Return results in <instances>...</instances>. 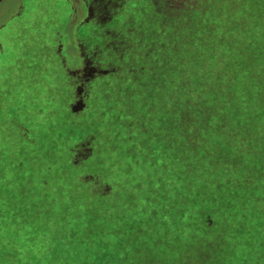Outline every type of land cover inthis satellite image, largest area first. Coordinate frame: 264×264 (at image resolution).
Returning a JSON list of instances; mask_svg holds the SVG:
<instances>
[{"label": "trees", "instance_id": "16d2710c", "mask_svg": "<svg viewBox=\"0 0 264 264\" xmlns=\"http://www.w3.org/2000/svg\"><path fill=\"white\" fill-rule=\"evenodd\" d=\"M215 1L225 12L233 1L240 2L242 11L250 12L249 20L256 17L261 22L252 26L240 19L236 23L233 9L232 16L215 23L210 13L186 23L191 11L174 13L173 24L167 21L162 25L164 32H157L158 37L164 34L163 41L156 38L148 67L132 74L145 79L135 84L142 88L137 87L138 94L146 92L151 128L137 133L127 127L121 130L119 124L111 128L106 140L111 138V153L107 154L106 148L97 146L104 124L87 126L94 110L83 111L77 129H71L66 138L93 139L92 154L82 171L65 158L70 147L66 155L62 146H55L46 153L30 152H39V163L45 165L38 177L26 157L27 141L12 145V150L6 147L7 134L0 131V264H199L204 261L199 258L227 253L223 222H229L230 181L250 187L246 176L235 175L241 170L246 173L248 164L263 165L257 173L264 178V116L260 112L264 107V0L263 4L205 0L203 11L214 9ZM217 25L224 27L218 30ZM235 28L246 32L236 31L234 38L230 31ZM101 115L96 119L107 120ZM217 121L222 124L215 127ZM196 155L199 160L194 159ZM204 158L214 163L208 174L211 183L203 177ZM120 162L126 164L129 179L107 181L113 174L122 175ZM82 174L104 179L111 191L93 197L89 181L79 179ZM45 175L53 177L60 195L72 199L67 195L82 186L91 199L104 203L90 207L84 204L88 196L80 202L72 199L64 207L50 201L46 189L50 178ZM66 177L73 180L72 185L66 184ZM203 188L210 191L201 193ZM254 188L264 195L263 183ZM137 190L142 195L135 198ZM220 199L226 204L212 206ZM74 205L79 207L75 210ZM253 213L258 224L244 236L251 243L250 255L238 254L230 264H264V209ZM243 215L249 223L250 211ZM213 229L216 235L210 234ZM207 240H215V246L204 250Z\"/></svg>", "mask_w": 264, "mask_h": 264}, {"label": "rangeland", "instance_id": "374dc122", "mask_svg": "<svg viewBox=\"0 0 264 264\" xmlns=\"http://www.w3.org/2000/svg\"><path fill=\"white\" fill-rule=\"evenodd\" d=\"M122 1H124V4L117 9L115 16H112L114 18L109 21V27L106 26L107 34L104 32L105 28L102 30L99 26L97 16L93 14L90 15L85 24L77 27L75 36L81 49L85 47V37L87 35L93 38L90 40L92 43L94 42L96 51L102 50L106 46L105 51L111 61L105 68L100 69L101 72L99 70L100 73L97 72V68L94 69L92 63L86 62L84 67L89 73V78L80 84L76 75L78 69L72 65L73 63H67L60 51L66 67L58 66L57 60L61 56L54 51L55 47L53 51L49 48L52 44L57 43L56 31L59 32V20L62 15L71 10L69 2L65 0H18L10 10H16L12 15L11 22L8 21L0 26V131L7 134L6 147L11 146L10 149L12 150H15L12 145L27 141L26 143L30 148L25 150L26 157L31 159V172L33 171L38 177L43 174L45 165L39 163V152L35 155L30 152L35 153L37 150H41V152L46 153V149L49 150L55 146H62L65 154L67 147H70L68 156H65V158H68L69 163L78 171L85 169V163L92 154L93 139L86 137L76 142L66 141V138L70 135L69 132H72L71 129H77L76 121L83 111L94 110L86 119L87 126L92 128L96 123L104 124L101 130L102 133L98 136L97 146L101 145L104 149L106 148L105 152L107 154L111 153V150H108V147H111V138L106 141L108 131L111 128L114 129L119 124L121 130H125L127 127V131L134 130L135 133L151 128V121L146 114L148 112L146 110L147 103L144 102L148 101L145 95L146 92H139L138 94L137 87L139 86L136 85L137 82H145V79L134 78L132 74L138 69L148 67L147 57L154 50V47H157L156 38L163 41L161 38L164 37V34L158 37L157 32L159 29L162 30V33L164 32L166 28L162 25H165V22L170 21L173 24L171 18L177 12V5H179L178 14L184 11L188 15L191 11L185 23L188 22V19L191 22L205 19L207 13H210L212 22L215 23L217 20L223 22L228 15H233L232 9L234 10V21L236 23L242 22L238 21L240 19L247 22L250 13L242 11L240 2L234 1L228 7L231 9L226 12L224 6L216 1L214 9L209 11H203L205 0H188L189 2H184V4V0H177L176 4L166 3L165 0ZM207 1L209 2V0ZM254 1L263 4V0ZM194 6L196 8L192 9ZM26 22H30L32 25L29 36H26V33L20 40L11 41L14 34H17L16 30ZM260 22L261 20L258 18L251 17L247 23L254 26L259 25ZM190 25H188L186 32L190 31ZM38 26H41L45 31H35L34 28ZM223 27L217 25L218 30H222ZM240 27L241 25H238V28ZM258 28L260 29V27ZM203 31L204 28L201 29V32ZM236 31L239 32V35L246 32L235 28L233 32L230 31L234 34V38L237 35ZM213 38L215 37L213 36ZM88 45L90 44L88 43ZM81 56L83 58V55ZM70 70L77 87L74 84L75 82L72 81L73 77H69ZM75 87H79V91L74 90ZM260 112L264 116V107L263 111ZM98 113H102L101 116L107 120H97ZM118 115L120 117H117ZM221 124L217 121L215 127ZM124 147L123 143V149ZM23 148L25 149L26 146ZM201 151H199L200 154ZM199 155H196L194 159L197 160ZM43 158L45 159L44 156ZM213 164V162L203 159L202 172L205 183H211L208 174ZM121 166L123 168L122 175L116 176L113 174L107 181L112 179L124 180L126 177L129 179V176H126V164L120 162L119 167ZM261 166L263 165L248 164L246 173H243L242 170L235 173L237 178L246 176V179L249 180L248 184H251L250 187H247L246 184L235 183L230 179L229 190L231 195L227 194L229 197L227 204L231 210L229 211V222H223L227 234V243L223 245V249L228 254L213 253L212 258H199V260H204L199 264H230L231 259L238 254L249 253L250 255L251 243L249 244L244 236L249 229L251 230L255 224H258L253 210L264 209V195L262 193L257 194V190L254 188L255 184H264V178L257 173L258 168ZM205 168H207V172H205ZM48 178H50L46 185L49 192L48 200L59 203L63 207L68 203H73L70 201L72 199L80 202L88 196L86 193L88 190L82 186L74 188L70 195H67L72 199L67 198L64 194L60 195V189L52 184L51 179L53 177L45 175V179ZM67 179L69 180V178ZM79 179L86 184L89 181L93 197L98 196L94 193L105 196L112 189L109 183L104 182V179L98 176L93 178L88 174H82L79 175ZM72 181V179L66 181V184L72 185ZM213 183L217 184V181L214 180ZM259 187L263 189V186L259 185ZM201 190L203 191L201 193L210 191L206 188ZM113 191L116 192V190ZM215 194L218 197L219 192ZM140 195H142L140 190L133 194L135 198ZM258 195H262L263 198ZM101 203H104V200L98 198L93 200L88 196L84 204L92 207L97 204L99 206ZM221 204H226L223 199H220L219 202L215 201L212 206ZM75 207L78 208L79 206L74 205V209ZM246 209L251 213L249 223L243 217V212ZM216 233L217 230L213 229L210 234L216 235ZM214 246L215 240L213 242L207 240L202 244L204 250L211 249ZM225 254L227 256H224Z\"/></svg>", "mask_w": 264, "mask_h": 264}, {"label": "flooded vegetation", "instance_id": "af4514ba", "mask_svg": "<svg viewBox=\"0 0 264 264\" xmlns=\"http://www.w3.org/2000/svg\"><path fill=\"white\" fill-rule=\"evenodd\" d=\"M69 2V7H71V10L67 13L61 16L59 20V32H57V43L52 44L49 48L51 51L54 50L55 52L63 57H65L67 63H73L72 65L78 69L77 80L80 83L85 82L89 78V73L87 72L86 68L84 67V64L86 62L92 63L94 66V69L97 68V72L101 68H105L107 65L111 63L110 58L107 57L106 54V46L102 50L96 51V46L94 42L92 43L90 39H93L86 35L85 37V47L81 49L80 43L77 42V38L75 36V31L77 27L80 25H83L86 23V21L89 19L90 15L97 16V22L99 26L102 28H105V34L106 33V26L109 27V21L113 19L115 16V13L117 12V9L124 4V1L122 0H65ZM164 1V0H163ZM18 0H1L0 2V26L5 24L6 22L10 21L12 18V15L16 12V10L10 11L14 6L15 3H17ZM166 3H175L177 0H165ZM188 3V0H184L183 4ZM63 10V8H62ZM177 12L179 11V5L176 6ZM10 11V12H9ZM107 22L105 23V21ZM11 22V21H10ZM111 25V24H110ZM31 23H23L17 30V34H14L11 41L14 40H20L21 37H23L24 34L27 33L26 36H29V31L31 30ZM35 31L42 30L45 31L41 26L35 27ZM101 30V31H102ZM85 36V35H82ZM88 43L90 45H88ZM47 47V46H46ZM84 51V53H83ZM97 52V54H96ZM60 55V56H61ZM83 55V58L82 56ZM61 56V58H58L57 64L60 67H66V63H64V59ZM95 62H98L97 64ZM64 65V66H63ZM91 65V66H92ZM83 67V68H82ZM68 68V67H67ZM85 68V69H84ZM73 69V70H77ZM69 70V69H68ZM102 70H100L101 72ZM99 72V73H100ZM87 74V76H86ZM69 77H73L72 81L75 82L74 84L77 87V83L74 80V76L71 74V70L69 71ZM74 88V90L79 91L78 88Z\"/></svg>", "mask_w": 264, "mask_h": 264}, {"label": "water", "instance_id": "95a60500", "mask_svg": "<svg viewBox=\"0 0 264 264\" xmlns=\"http://www.w3.org/2000/svg\"><path fill=\"white\" fill-rule=\"evenodd\" d=\"M0 2H1V0H0Z\"/></svg>", "mask_w": 264, "mask_h": 264}]
</instances>
